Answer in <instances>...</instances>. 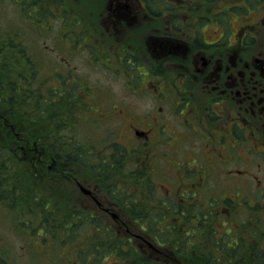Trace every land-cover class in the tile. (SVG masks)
<instances>
[{
  "label": "flooded vegetation",
  "instance_id": "af4514ba",
  "mask_svg": "<svg viewBox=\"0 0 264 264\" xmlns=\"http://www.w3.org/2000/svg\"><path fill=\"white\" fill-rule=\"evenodd\" d=\"M70 2L29 3L32 18L48 12L58 23L56 69L42 63V88L76 110L75 135L85 123L86 144L96 130L99 140L106 138L107 158L131 156L134 168V190L88 176L86 188L102 205L89 198L98 216L117 214L118 233L132 234L141 264L153 257V264H240L233 263L240 252L264 264V0ZM83 53L89 69L99 67L94 83L72 67L70 57L78 63ZM102 66L114 83L102 80ZM27 129L14 141L28 144ZM42 155L44 165L49 159L53 165L43 171L59 179L60 153ZM106 187L123 194L103 196ZM159 214L170 222L166 232ZM154 232L165 240L158 243ZM5 245L1 238L0 264H15Z\"/></svg>",
  "mask_w": 264,
  "mask_h": 264
},
{
  "label": "rangeland",
  "instance_id": "374dc122",
  "mask_svg": "<svg viewBox=\"0 0 264 264\" xmlns=\"http://www.w3.org/2000/svg\"><path fill=\"white\" fill-rule=\"evenodd\" d=\"M32 1L34 2L38 0H0V42H6V37H8L12 33H18L19 35H17V37L16 35H12V37H15V40L23 42L29 56L32 57V59L34 58L37 60V68L40 67L38 77H40V74L43 71V62H49L50 66L48 72H52L54 69H56L54 64L55 53L53 52V47L55 46V39L57 34L56 29L58 23L53 22L52 20V22L49 21L51 16L50 14H47L48 12L45 13V16L41 15L32 18L34 10L29 9V3ZM68 1L70 2V0H67V2ZM40 2V4H42V1ZM78 9L82 10L81 8ZM34 23L38 26H36ZM1 52L2 50H0V53ZM79 57L80 59L78 63L75 61L74 57H70L72 67L73 65L77 67L78 70L76 72L79 76H83L87 73L88 81L94 83L99 74V67L97 66L93 68V70L89 69V64H87L85 53H83ZM65 64L66 63H63V65ZM7 68V65H5L4 67L1 66L0 75L1 72L13 73L12 71H10V64L9 68ZM100 70L102 71V80H106L109 83H114L115 80L107 79L108 71L105 70L103 66ZM48 72V79L45 81V86L50 88L52 87L51 84L53 81L51 80V75ZM38 77L36 76L37 79ZM41 83L43 84L44 82ZM35 86L37 87L38 84H36ZM114 87L124 88V86L122 87L118 84H114ZM42 90L46 91V88L44 87L42 88ZM118 99H124V97L120 94ZM59 105L55 111L53 110L55 114V120L52 124L54 126H57L58 124V128L61 129L60 137L68 136L69 139L72 137L77 141V143L74 141L75 146H72V148H70L71 146L65 148L67 153H72L73 151V154L79 157L78 161H71L72 165L70 169L75 170V172L73 174L71 173L72 175H70V173H67V171H63L59 179L56 178L55 172H53V174H55L54 176H42V179H45L40 180L38 184H35L32 190H29V194L31 195L29 196V199L37 198V202L35 200H32L28 205L24 203V206H22L19 202L17 203L16 209H11L8 206L0 204V239L2 238V243L6 244V247L11 248V255L14 259L15 264H24V261L26 259V256H23L24 254L22 252V244L20 238L25 239L24 252L27 253L30 257V261L28 264H140V262L137 260L139 259V256L134 250V239L132 238V234L128 235L126 231L125 233L123 232V234L118 233V227L110 217L105 216V218H97L98 220H93L92 218H90V215L96 216L98 211L96 207L92 205L91 200L80 193L76 185V181H79L88 188L90 181L95 183L97 179L102 176V178L108 181L114 179L110 184L122 182V190L125 188H131V190H134V183L128 178L131 177L130 175H133L131 172L132 170H134V168L126 169L128 165L127 161L130 159L132 160V157L127 156L123 161L126 164L125 167L116 165L115 168H112L109 165H106L110 162L112 163V160L114 159L107 158L110 157L109 152L105 153L101 151L105 147L106 138L103 137L101 141L97 138L98 133L93 132L92 135L94 137H92V142L89 144H85L86 141L91 139L87 138L89 134H87L86 129L82 127L83 125H85V123H78V126L81 127L76 131L78 135L75 136V131L72 129V127H75L77 125L75 122V117L73 118L74 113L66 110L67 108L64 107V104L63 107ZM65 114H67L68 116H66ZM11 116L13 118L20 117L19 113L15 112H11ZM128 122L129 120L127 121L124 119L125 126L128 125ZM120 141L121 143L128 146L127 142L124 141V139H120ZM66 145L69 146L68 144ZM118 147L124 151L123 146H117V148ZM116 155H119L118 151L116 152ZM25 156L27 157V155ZM29 158L30 157H28V159ZM24 161L25 162L23 163L22 158L20 160L16 159V161L11 160L10 164L13 165L12 168H17L19 164H23L22 169L26 168V170H28L27 167L32 166V164L31 162H29L30 160ZM55 167L57 168L59 167V165L56 164ZM30 169L29 171H31ZM26 170L24 172H26ZM110 171L113 172H111L110 174ZM88 176L91 178V180ZM9 179L5 181L6 179L3 177L0 180V202L3 200L6 201V199H8L7 201H9L10 203L14 202V200L21 201L23 199L24 191H21V188H19L17 192L14 190H10L9 187L13 185H21L24 181L23 178H21L20 182L19 179H16L15 183L12 181L14 178ZM152 184H155L154 180ZM106 188H104V190H106ZM101 194L104 196V194L106 193L102 192ZM121 194L123 193L121 192ZM158 195L159 196L156 195L155 198V200L157 201L161 199L162 193H158ZM11 207L14 208L15 206ZM47 207L48 209H46ZM150 207H153L155 209V207L157 206L151 204ZM37 208H45L48 213L51 212V210L53 211L55 209V220L47 224V226L53 231L54 238L51 235L45 236L47 239V244L42 242L43 232L40 231L39 233L37 230L35 231V233H33L34 229H39L40 227H42V224L38 220L39 213L37 212ZM74 210L76 212H74ZM14 211H16V213H14ZM64 214H67L69 219L65 220L63 224L66 223L67 225L65 226H71L73 225V222H76L77 229L73 233V236L72 234H69V243L67 242L65 246H61L60 239L62 237H66V232L64 231L65 229L60 222V216ZM72 218L75 219L71 221L70 219ZM162 218L163 215L159 214L158 219L161 221L160 227L162 226V228L164 229L163 232H166L165 230H167L170 222L166 219L163 220ZM18 221H26L28 222L30 227L28 225L18 227L19 239H15L13 232L16 231V229L13 230V228L15 227L12 226V223L20 225ZM145 226L147 228L149 226L154 227V224H148V226ZM130 228V230L134 232L135 229L132 225L130 226ZM154 229L157 231L156 226ZM154 235H156L155 232ZM165 238V234H163V236L156 235L158 243H162V241L160 240H165ZM127 240H129L130 242ZM118 243H124L125 245H123V248L126 251L120 252V255L110 254V246ZM92 244H95V246L92 247ZM90 251L100 255H97V257H101L102 254H104L105 257H103V259H92V255H86L89 254ZM8 252L10 253V251ZM241 253L243 252H240L237 255V258L245 257L239 256ZM206 254L208 256L209 252L207 251ZM142 258H144V255H142ZM155 259L157 258L153 257L151 259L152 261H148V264L155 263ZM158 260H160V258ZM235 261L238 262V260L235 259L233 263H235Z\"/></svg>",
  "mask_w": 264,
  "mask_h": 264
},
{
  "label": "trees",
  "instance_id": "16d2710c",
  "mask_svg": "<svg viewBox=\"0 0 264 264\" xmlns=\"http://www.w3.org/2000/svg\"><path fill=\"white\" fill-rule=\"evenodd\" d=\"M5 41L0 42V50H2L0 53V67L7 65L9 68L10 64V71L13 73L1 72L0 75V180L3 177L6 179L5 181L9 178H14L12 181L15 183L16 179H19L20 182L21 178H23L24 184L28 186L29 193V190H32L35 184H38L41 180L39 175H46V171L43 170L47 168V165L43 163L42 152L45 151L50 156L60 153L57 147V140L59 138L57 135V131L59 130L58 124L57 126L52 124L55 120L54 111L57 107L54 104V94H52V91L48 89L47 93H45L41 89V82H44V79L38 77L40 67L37 68V60L29 56L25 44L22 42L24 49L12 37H6ZM36 84H38L37 87L35 86ZM11 112L19 113L20 117L13 118ZM65 115L68 116L67 114ZM24 126L28 128L26 130V135L29 137L28 144L21 141L16 142L14 141L16 140L15 137H13L15 132H22V127ZM22 146H24L23 149L21 148ZM61 147L63 149L68 148L66 144H61ZM23 151L30 157L27 160H30L29 162L32 164V166L27 167L28 170L31 168V171L28 173L24 172L26 168L22 169L23 164H19L17 168H12L13 165L10 164L11 160H20L21 154L19 153L23 154ZM60 155L67 163L77 160L74 157L73 151L71 154H66L62 151ZM22 161L23 163L25 162L23 159ZM33 168H36L38 171L33 172ZM29 196L31 195L29 194ZM24 200L27 202H31L32 200L38 201L37 198ZM39 210V215H43L41 224L45 227V236L51 235L53 237L54 233L47 224L55 220V209L49 213L45 208H40ZM74 212L76 211L74 210ZM67 219H69L67 214L60 216V222L66 232V237L60 239L61 246H65L67 242L69 243V234L73 236V233L77 229L76 222H73L71 226H65L67 224L63 223ZM93 220L95 219L93 218ZM117 249H119V243L110 246L113 255H120ZM255 258H258V255ZM241 263L251 264V257L245 256L242 258ZM253 264L262 263L255 261Z\"/></svg>",
  "mask_w": 264,
  "mask_h": 264
},
{
  "label": "water",
  "instance_id": "95a60500",
  "mask_svg": "<svg viewBox=\"0 0 264 264\" xmlns=\"http://www.w3.org/2000/svg\"><path fill=\"white\" fill-rule=\"evenodd\" d=\"M81 190H82L84 193H86V194L89 193L88 191L84 190L83 188H81Z\"/></svg>",
  "mask_w": 264,
  "mask_h": 264
}]
</instances>
